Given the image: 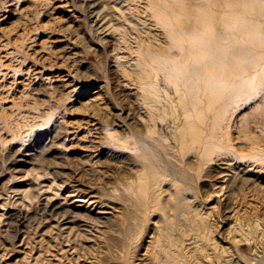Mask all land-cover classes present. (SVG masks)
I'll list each match as a JSON object with an SVG mask.
<instances>
[{
  "label": "rangeland",
  "instance_id": "374dc122",
  "mask_svg": "<svg viewBox=\"0 0 264 264\" xmlns=\"http://www.w3.org/2000/svg\"><path fill=\"white\" fill-rule=\"evenodd\" d=\"M179 2L212 4L102 0L100 30L88 0H0V264H264V0H221L251 22L220 100Z\"/></svg>",
  "mask_w": 264,
  "mask_h": 264
},
{
  "label": "bare ground",
  "instance_id": "6f19581e",
  "mask_svg": "<svg viewBox=\"0 0 264 264\" xmlns=\"http://www.w3.org/2000/svg\"><path fill=\"white\" fill-rule=\"evenodd\" d=\"M247 1L250 2L251 0ZM100 2L102 0H88L91 15L96 16V18H101L100 15L105 7ZM211 2L212 4H206L205 10L199 16L190 13L188 9L182 7L183 4L180 2L159 4L157 14L166 22L172 39H177L174 44L180 45L179 47L186 52V55H199L200 63L192 69L194 86L199 87L210 99L220 100L226 96L228 89L234 88V84H229L228 79L233 74L236 63L237 42L234 36L239 31L238 25L240 23L249 24L251 20L248 17L239 16L232 3L222 4L221 0H211ZM215 5L222 8L223 11L216 13L214 11ZM103 17L104 20L99 25L100 30H106L109 26L107 15L104 14L101 19ZM185 21L190 22V26H185ZM225 27H230L232 33L231 39L228 41H222L219 35L220 30L218 29ZM248 30L250 29L248 28ZM72 195L76 196L75 200L77 201H83L87 198L82 193H72ZM37 197L39 196L36 195L35 199H38ZM29 198L32 199V196ZM97 201V198L93 200V202ZM41 208L44 212L51 214L55 213L58 206L49 200L44 202Z\"/></svg>",
  "mask_w": 264,
  "mask_h": 264
}]
</instances>
